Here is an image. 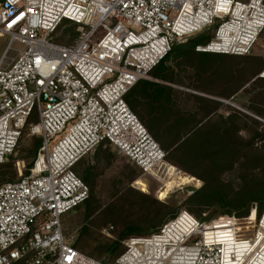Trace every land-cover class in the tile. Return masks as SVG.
<instances>
[{
	"label": "built area",
	"instance_id": "2783aa9c",
	"mask_svg": "<svg viewBox=\"0 0 264 264\" xmlns=\"http://www.w3.org/2000/svg\"><path fill=\"white\" fill-rule=\"evenodd\" d=\"M64 22L77 33L69 45L53 40ZM214 26L196 51L251 54L264 34V0H0V35L9 37L0 58V165L35 112L30 132L42 138L29 174L0 185V264H107L65 237L63 216L90 196L74 167L108 143L156 176L166 154L127 95L175 44ZM256 214L201 220L183 210L159 232L125 240L114 264H264V213Z\"/></svg>",
	"mask_w": 264,
	"mask_h": 264
},
{
	"label": "rangeland",
	"instance_id": "374dc122",
	"mask_svg": "<svg viewBox=\"0 0 264 264\" xmlns=\"http://www.w3.org/2000/svg\"><path fill=\"white\" fill-rule=\"evenodd\" d=\"M76 36L75 29L63 26L57 39L70 44ZM8 40L7 35L0 36V58ZM229 57L192 55L187 60L196 64V70L185 63L175 62V59L168 63L173 70L170 75L174 81L170 84L173 103L165 105L163 114L157 117L164 120L156 133L145 125L167 154L156 176L136 168L108 143L90 153L79 164L76 170L79 176L83 177L87 170L91 172L87 182L91 191V212L87 215L88 207L82 205L64 215L62 224L65 237L70 242H80L81 252L107 264H114L124 250L123 239L116 250L110 252L109 247L119 241V236L126 229L153 228L162 220H168L174 211L179 214L189 210L185 202L195 190L204 186H225L227 194L233 195L260 188L264 184V79L260 78L264 70V34L248 56ZM206 69H209V73H206ZM217 71L224 74L219 75ZM232 74L234 78H229ZM215 107L218 110L212 112ZM232 110L241 114L236 125L242 130L234 133L238 154L233 166H229L227 161L220 168H215L211 163L212 156L196 153L183 157L182 167L168 160L166 149L175 152L177 141L181 137H188L199 121L208 120L212 125H222V119L229 118ZM175 113L183 114L189 121L187 130L178 128L182 134L180 138L178 133H171L165 128ZM155 123L151 121L152 125ZM174 123L169 126L174 127ZM28 129L17 150L8 158L7 166L0 168V184L16 181L26 175L28 164L32 161L31 147L34 139L38 138ZM176 158L180 159L181 156L177 155ZM202 210L203 218L204 215L206 218L225 216L221 215L223 209L215 204ZM260 219L257 217V221ZM249 226V234H253L257 228ZM122 236L126 238L128 235Z\"/></svg>",
	"mask_w": 264,
	"mask_h": 264
},
{
	"label": "trees",
	"instance_id": "16d2710c",
	"mask_svg": "<svg viewBox=\"0 0 264 264\" xmlns=\"http://www.w3.org/2000/svg\"><path fill=\"white\" fill-rule=\"evenodd\" d=\"M63 26H68L71 29H75V27L70 22H64L63 25L58 29V31L54 35L53 40L59 44L69 45L62 43L57 39L59 35V30ZM216 29L217 26H214L211 29L205 30L202 33L197 34L196 36L189 38L186 42L175 44L173 46L171 53L152 70L150 74L151 79L139 81L127 95V102L130 105L131 109L138 116L141 122L148 127V129L151 132L156 133V130L160 129L159 126L163 123L164 118L160 120L157 119V117L160 114H163L162 109L164 108L165 105L168 104L171 105L173 103V100L171 98L173 94V88L170 84L174 83V81L173 78L170 77L173 71L172 67L168 65L170 60L175 59V62L185 63L186 65L192 66V68L196 70V64L190 63L187 60L192 55L194 56L213 55L218 57L230 56V55L203 53L196 51L197 46L205 45L213 39ZM74 40L72 41V43L74 42ZM246 56L248 55L236 56V57H246ZM214 72L216 73V71ZM206 73H209V69H206ZM217 73L219 75L224 74V72H218V71ZM229 78H234L233 74L232 76L229 75ZM227 96L229 97V95ZM216 108L217 107H215L212 112L218 110ZM173 116H174L173 120L166 123L165 128L167 131L171 133L174 134L178 133L177 136L178 138H180L182 134L181 131L178 130V128L179 129L183 128L182 130L184 131L187 130L189 121L187 120L186 116H184L181 113H175V115ZM209 116L210 115H208V117ZM240 116L241 114L239 112H237L236 110H232V112L229 114V118L222 119L224 122L222 125H212L211 122H209L208 120L205 122L199 121V123H197V125H195V127H193L192 130L189 132L188 137H181L179 141H177L175 152H169L170 150L166 149L168 153V160L174 165L178 167H182L181 159H183V157L185 156H190L193 153L194 154L196 153V155L212 156L213 159L211 160V163L212 166L215 168H220V166L227 161H229V166L231 165L233 166L234 158L238 154V145H237L238 143L236 142L234 133H240V131H242L241 128L238 125H236V121L239 119ZM153 120L156 122L155 125L151 124V121ZM37 122H38V113L35 112L31 116L27 126L25 127L20 142L27 134V131L29 130L28 128H30V124ZM172 122L175 123H174V127L171 128V126L169 125H172ZM104 144L106 143L100 144L95 150L101 149ZM41 145H42V138L38 136V138L34 139V143L32 144L31 147L32 161L30 164H28L26 174H29V170L33 167L34 159ZM213 149L215 151H213ZM177 155H180L181 158L177 159L176 158ZM84 159L85 158H83L80 162H78L77 165L74 167L75 172L77 168H79L78 167L79 164ZM6 163L7 162L1 164L0 168H5L7 166ZM90 175L91 172L87 170L84 173L83 177L81 176L79 177H81V179H83V181L87 184V182H89ZM214 204L218 208L223 209L221 215H229V216L233 215L240 219L249 217L252 209L256 207L257 217L260 219L264 212V184H262L260 188L253 189L248 192H244V191L241 193L237 192L233 195H231L230 193L227 194L225 186L224 187L222 186V188L220 186L214 188L212 187L209 188V186H204L201 189L195 190L185 202V205L189 209L187 211H189L190 213L192 212L191 214L193 216H195L194 214L198 215V217L196 216L195 217L201 220L212 219V217H207L206 219L203 218V216H201V212L203 211L202 209H204V207H209ZM82 205L88 207L87 215L90 214L91 206H92L91 191L88 200ZM177 215L178 214L174 211L168 220H162L159 223V225H156L153 228H148L145 230L139 228L126 229L125 232L119 236V241L113 243L112 246L109 247L108 251L112 252L116 250L117 246L120 244V241L122 239H123L122 244L124 246L125 240H127L130 237L149 236L159 232L160 229L166 223L174 219ZM126 232L127 234H125ZM122 235H128V236L124 238V236ZM72 243L73 246L79 250L80 242L76 243L75 241H73ZM124 251H125V247L123 252H121L117 256V259L124 253Z\"/></svg>",
	"mask_w": 264,
	"mask_h": 264
},
{
	"label": "bare ground",
	"instance_id": "6f19581e",
	"mask_svg": "<svg viewBox=\"0 0 264 264\" xmlns=\"http://www.w3.org/2000/svg\"><path fill=\"white\" fill-rule=\"evenodd\" d=\"M0 36H1V35H0ZM171 169H174V168H171ZM171 169H170V172H171ZM174 170H175V169H174ZM175 174H176V173H175ZM170 175H171V174H170ZM174 176H175V175H174ZM174 176H172V177H174ZM185 177H186V178H185V181H186V180H187V176L185 175ZM188 178H190V177H188ZM185 181H184V182H185ZM180 182H183V181H180Z\"/></svg>",
	"mask_w": 264,
	"mask_h": 264
}]
</instances>
